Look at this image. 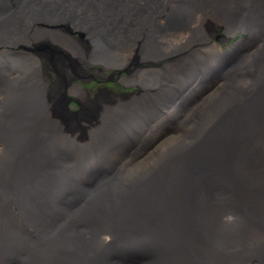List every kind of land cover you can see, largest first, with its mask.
<instances>
[{
  "label": "bare ground",
  "instance_id": "1",
  "mask_svg": "<svg viewBox=\"0 0 264 264\" xmlns=\"http://www.w3.org/2000/svg\"><path fill=\"white\" fill-rule=\"evenodd\" d=\"M51 41L82 71L136 67L138 93L68 126L56 102L90 99ZM0 264H264V0H0Z\"/></svg>",
  "mask_w": 264,
  "mask_h": 264
},
{
  "label": "rangeland",
  "instance_id": "2",
  "mask_svg": "<svg viewBox=\"0 0 264 264\" xmlns=\"http://www.w3.org/2000/svg\"><path fill=\"white\" fill-rule=\"evenodd\" d=\"M63 27L65 32L69 33L71 37L86 45L85 37L82 33H75L70 30L69 24H64ZM238 37L239 35H236L233 40ZM254 43V41L245 43L241 50L231 57L230 62L235 60L240 53L251 50ZM61 48V46L51 41L44 42L35 49L36 51L45 54L51 64L66 63L72 73V81L68 83V86L78 85L89 94V103L80 100L75 94L69 93L68 91L65 92L62 100L56 102L55 112L65 120L64 122L68 124V126H76L72 128L82 129L87 126L88 122L93 124V122L101 116L105 104L115 102V99L119 98L125 100L138 93V85H127L121 81L126 79L130 75L131 70H134L136 67L130 66L126 70L120 68L110 70L102 64H95L91 65L90 69L82 71L77 67L75 60L71 57L72 54H70V56ZM220 79L221 76L217 75L205 86V88H202V90L192 96L186 106L182 109L180 117L184 119V115L190 108L201 104L203 99L208 96H203L206 91H211L215 87L220 86L222 82ZM183 135L184 130L182 126L178 125L165 126L157 133L151 135V138L148 141V143H150L141 158V163L145 165L147 162L152 161L161 154V151L172 145L176 140L182 138ZM143 258L144 257L141 255H129L124 257V260L127 262H135L140 261Z\"/></svg>",
  "mask_w": 264,
  "mask_h": 264
}]
</instances>
